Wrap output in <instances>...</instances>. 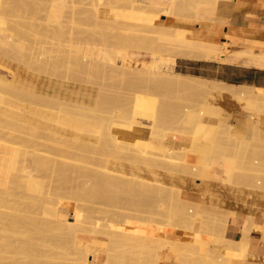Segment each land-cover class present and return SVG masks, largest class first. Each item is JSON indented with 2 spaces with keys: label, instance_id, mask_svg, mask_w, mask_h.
I'll return each instance as SVG.
<instances>
[{
  "label": "rangeland",
  "instance_id": "374dc122",
  "mask_svg": "<svg viewBox=\"0 0 264 264\" xmlns=\"http://www.w3.org/2000/svg\"><path fill=\"white\" fill-rule=\"evenodd\" d=\"M67 1L66 17L57 19L52 16L51 7L49 8L52 0H0V21L3 19L5 23L3 22L2 25L6 24L3 28L1 26L4 35L0 36V44L3 42L6 46H0V79L13 84L12 76L15 74L14 79L17 84L21 81L18 86L21 88L24 86L23 89H25L21 93L0 89V190L6 189L4 195L6 202L2 204L3 206L0 203V214L3 215L0 219L4 217L3 224L0 220V230L6 229L3 232L7 233L10 228L6 221L7 214H12L23 222L17 227L21 236L7 235L6 238H3L5 236L0 238V250L3 251L2 246L6 250L0 251V260L2 255L12 258L3 257L4 261L1 260L3 262L1 264H6V262L13 264V260L15 264H74V261H78L77 258L81 256L76 254L78 252L76 248L82 241L89 242L87 247L93 250V254L102 261V264H145V258L147 261L152 255L151 252L157 249L154 246V249H149L152 248L149 247L152 244L146 247L147 244L138 239L142 237L144 231L141 229L144 230L147 223L153 228L158 225L157 229L167 227L181 238L176 240L175 244L166 246L167 249L164 248L167 261L174 259L176 264H234L239 259L246 261L249 256L239 254L241 251L237 250L240 249L241 239L252 242L253 236L264 235V112L252 113L245 107V102L234 100L228 95L220 97L213 89L214 85L217 87L225 85L231 87L232 85L184 75L190 71L187 68L189 65L184 60L189 58L178 52L173 54L176 61L180 59L174 72L182 73L186 77L188 84L184 87L171 86L161 76H140L125 72L113 74L104 73L101 70H94L90 74H76L72 71V64L69 66L70 62L64 55L65 50L69 47L73 50L87 49L89 46H94L98 50H110L114 47L115 37L126 35L127 24L106 21L105 24L97 27L91 20L81 25L78 21L72 20L69 13L87 8L91 10L100 8L106 11L110 5L128 11L130 2L128 0ZM97 3H100L98 7L95 6ZM202 8L215 7L203 5L198 9L199 15ZM183 14L185 17L178 15L171 18L173 23L161 22L162 24L154 25L147 22L140 27H143L145 33L149 31L151 36H161L177 43L178 39L175 37L177 31L185 29L178 25V20H191L194 13L188 11ZM128 27L130 28V25ZM132 27H134L133 24L130 30L136 29L135 33L142 31L140 27L136 26L135 29ZM142 33L144 34V31ZM141 51H131L130 56L149 60L150 56L143 53L145 51ZM225 55L228 57L225 58ZM231 56H245L252 61L264 62V55L230 53L226 45L210 61H226ZM62 60L65 61L64 65L68 66L69 70L72 69L67 70L69 74L64 71L66 67L62 64ZM6 74L8 76H5ZM233 88L264 92V89L257 88L237 86ZM212 92L216 95L214 96ZM48 97L52 99L49 100ZM65 98L67 102L64 101ZM209 99L213 100V105L210 106H214L212 109L218 115L217 119L220 121L218 124L228 126L229 136L234 141L247 144L246 148L237 153L241 166L230 179L226 178L222 164H220L222 159L219 157L231 151L226 143H219V141L213 150L208 151L212 157L210 169H205L199 174V167L194 166L197 171L192 172L191 167L190 171L184 174V171H181L178 165L176 166L187 159L185 162L189 163L191 157L195 159L200 146L205 149L206 145L215 144L214 138L217 139L216 133L219 131V125L210 114L203 123L204 129L199 131L201 109L205 108L203 102ZM82 101H88L91 104L90 111L94 112V114L90 113L93 116V122L87 127L76 123ZM184 107L189 111L182 122L178 113ZM136 108L141 114L150 117L146 121L151 124V129L156 134L155 137L142 132L144 131L142 125L137 121L133 122ZM160 108H164L165 112L160 114L158 112ZM195 109L198 111L196 112ZM175 110L177 112L173 114ZM63 113H67L64 118H62ZM118 123L126 125V129L119 135L117 128L114 127V124ZM141 135H144V138H141ZM219 137L226 138L227 136L222 131ZM118 139L123 140L120 142ZM140 139L153 140L146 142ZM172 140L178 143L173 145ZM168 142L170 144H167ZM196 152L197 155H195ZM36 158L38 161L35 160ZM146 158L157 159L153 171H151L152 166L144 163ZM255 160L259 164H254ZM20 168L25 173L33 171L32 174L36 175L43 187L42 192H32L24 184L21 185L9 176L10 174L18 175ZM118 171H124L127 174L134 172L144 179L159 180L164 183V186H169L167 189L168 192L170 191L169 196L171 192L176 193V190L171 191V188H178L182 191L181 196L186 201L192 195L188 190L192 189L197 192L194 194V199L198 203L187 201L192 204H183L176 198L173 200H170L172 197L164 198L165 195L162 193L167 192L155 190L156 192L153 193V190L139 186L138 188L122 178ZM199 203H202V206H199ZM74 205L86 211L87 218L82 228L79 227L78 231L75 228V231L71 232L65 224L61 226L62 223L58 222L56 216H54L56 219L53 217L54 222L52 216L55 213L54 209L67 214ZM182 207L189 214H192L191 210L194 214L198 210L197 213L200 215L193 220L189 217H182L178 213ZM49 208L54 210L53 212L50 210L53 214H49V211L47 213ZM35 210L36 212H31ZM31 218H34L32 219L34 223L29 222ZM68 218L74 220V217L69 214ZM39 219H42L41 222ZM215 219L219 222L214 223ZM220 219L224 225L225 221L229 223V225L226 224L228 229L226 226L224 229ZM239 219L242 221L239 229L247 238L231 240L228 232ZM43 220L48 225H45ZM35 221L40 223L41 228L44 226V230L43 228L38 230L39 225L37 222L35 224ZM145 222L146 225H144ZM57 223H60L59 229H57ZM213 223L219 224L213 226ZM24 224H26L25 232L19 229L24 228ZM31 224L37 226L38 231H34L35 227ZM220 224L223 225L222 228L217 227ZM3 225L9 227L4 229ZM48 226L53 229L48 228L44 232ZM83 228L87 230L84 232ZM62 230L63 232H60ZM73 232L75 236L71 234ZM187 234L194 237L189 238ZM25 236L33 239L35 254L32 253L33 250L31 252L25 250L26 254L22 253L24 249L21 246L19 248L21 251L16 249L18 245H24L21 242L26 241ZM9 240L12 245L9 244ZM1 241L6 242L5 245ZM16 242L18 245L14 244ZM149 250L150 253L144 255ZM14 252L17 253L14 254ZM147 255H150L148 259ZM232 259L237 260L231 263ZM149 264L152 263L149 261Z\"/></svg>",
  "mask_w": 264,
  "mask_h": 264
},
{
  "label": "bare ground",
  "instance_id": "6f19581e",
  "mask_svg": "<svg viewBox=\"0 0 264 264\" xmlns=\"http://www.w3.org/2000/svg\"><path fill=\"white\" fill-rule=\"evenodd\" d=\"M128 1L130 2V5L128 6V8H129L128 11H123V10H120V8H118V7H114V6L110 5L109 6L110 8L108 10H106V11H102L100 8H95V9H92V10L89 9V8H87L85 10L82 9L79 12L72 11L71 13H69V14H71L70 18L72 17V20L78 21L81 25L86 24L87 22H89L91 20L95 22V24H96L97 27L100 24H105L106 21L108 23L115 22V23H119V24L122 23V25H124V24L126 25L127 24L126 25V30H125V31H127L126 35L124 33V35H125L124 37H121V36L120 37L119 36L118 37H115V42L113 43V46L114 47L112 49H110V50H101V49L98 50V48H96L94 46H89L87 49L79 48L77 50H73L70 47H69L70 49L69 48L68 49L66 48L67 50H65V54L64 55L67 58V61L70 62V65L69 66H71V64H72V66H73V68L71 67L73 69V70L71 69L72 71H74L76 74L77 73H79V74H81V73H84V74L89 73L90 74L94 70L95 71L101 70V72H104V73H108L109 72V73H113V74L115 72H116V74H118V72L119 73L125 72V73H130V74L133 73L134 75H140V76L141 75H149V76H153V77L161 76V77H163L166 80L167 84H169L171 86L184 87V86H186L188 84L187 80H185L186 77L184 75L180 74V73L174 72V68H175L176 62H177L176 59H175V57H174V55H173L175 52H178L182 56H185L186 58H189L191 60H205V61H210V59H212L214 56H216L217 53L221 49H224L225 48V38L222 37L221 36V33H220L221 32L220 30H221L222 25H216V24H214L212 22L211 23L210 22H206L199 15V13H198V9L201 6H203V5H209V6H213L215 8L218 7L219 0H128ZM67 3H68L67 0H52L51 6H49V8L51 7L50 9H51L52 16H54L57 19H59V18L62 19V17H64V16L66 17L65 14L68 13L67 10H66ZM98 5H100V3H97L95 6L98 7ZM188 11H192L194 14H193L191 20L188 19V18H187L188 20H184V19L183 20H180V19L178 20V25H180L181 27H185V29H181V30H178L177 31V34L175 35V37L178 39V42L177 43H174L171 40H169L167 38H163L161 36H155V35L154 36H151L152 34L149 35V33H148L149 31H147V30H146L147 31L146 33H148V35H146L145 30L142 29L143 27L142 28L140 27V26L145 25L147 22L148 23H151V24H154V25L160 24L161 22L162 23H165V22H171V23H173L174 22L172 20L173 17L178 16V15H181V17H183V16L185 17V15L183 14V12H188ZM78 16L79 17H82V18H79ZM67 17L69 18L68 15H67ZM1 21H0V36H3L4 35V32L1 29V26L3 28V27L6 26V24H4L5 26L2 25L4 21H3V19ZM60 22H61V20H60ZM129 23H132L134 25V27H136V26H137V28L140 27V29H142V31H144V34L142 33V31L141 32H138V33H135L134 31L136 29L134 27H132V29L134 28L135 30H130L132 24H129ZM128 24L130 25V28L129 27L127 28V26H129ZM151 24H148V25H151ZM165 26H167V25H165ZM188 26H190L191 28L190 27L187 28ZM144 28H148V26H144ZM123 29H124V26H123ZM67 31H70V30H67ZM3 45L6 46V44H4L2 42V44H0V46H3ZM80 46H81V44H80ZM141 50L145 51L143 53H146V54H148L150 56V59L149 60H144V59H140V58H133V57L130 56L132 54L131 51H133V52H142ZM1 55H2V52H1ZM64 55H63V59H64ZM66 58H65V60H66ZM62 62H63V60H62ZM64 62L62 63L63 65H64ZM262 65H264V64H262ZM64 66H63V68H64ZM0 67H1V64H0ZM60 67H61V65H60ZM65 67L66 68H64V69H66V70H64V71L67 72L66 74H69L70 72L68 73V71H67V70H69V67L68 66H65ZM71 70H69V71H71ZM62 71H63V69H62ZM14 75L12 76V78L14 80V82H12L13 84L7 83V81L4 82L3 80L0 79V89L10 90V91H14V92H17V93L24 92L25 91V89H23L24 86L22 88L18 86L19 82H21V81H19L18 84H17L16 80L14 79V78H16V76H14ZM5 76H8V75L6 74ZM81 83H82V81H81ZM22 84H21V86H22ZM93 84H95V83H93ZM209 86H213V85H209ZM216 88H218V89H216ZM71 89H72V87H71ZM101 89H102V87H101ZM213 89H214L215 92H217V94L220 97H222L224 95H228V96H231L232 98H234V100L236 99L237 101H240V102L242 101L243 103L245 102V104H246L245 107L249 111H252V113H254V112L255 113H257V112L258 113L264 112V92H262V91H254L252 89L251 90H239V89L233 88V86L228 87L226 85L223 86V87H217L216 85H214L213 86ZM213 92H212V94H213ZM72 93H73V91H72ZM67 94H69V93H67ZM69 95H72V94H69ZM77 95H78V93H77ZM63 96H66V95H63ZM228 96H226V97H228ZM60 97H61V95H60ZM48 98H49V100L52 99L51 97H48ZM212 99H209L208 101L206 100V102H203L205 108L201 109V113L202 114H201V117L199 119V122H200L199 131H202L204 129V124L203 123L205 122L208 114L211 115L212 119L217 124L218 123L220 124L219 119H217V116L218 115H216L215 112H214V110L212 109V107H214V106H212V107L210 106V105H213V103H212L213 100ZM81 100H82V98H81ZM64 101H66V98H65ZM97 102H99V101H97ZM73 103H75V102L73 101ZM79 104H80V100H79ZM65 105H67V104H65ZM76 105L78 106V104H76ZM90 105L91 104L88 103V101L87 102L86 101H82L81 102V105L79 106L80 111L78 110L79 111L78 112L79 115L77 114L78 117H77V122L76 123H79L83 127L84 126L87 127L90 124H92V122H93V116L90 113H93L94 114V112L90 111V107H91ZM242 108H240V109H242ZM91 109L93 110V108H91ZM7 111H10V109H7ZM188 111H189V109H187L186 107H184L182 110H179L178 115L180 114V120L182 122L184 121L185 117L187 116ZM195 111L197 112L198 109H195ZM158 112L160 114H162V113L165 112V109L164 108H160V109H158ZM176 112L177 111L175 110V112H173V114H175ZM67 113H63L62 114L63 115L62 118H64L65 116H67L66 115ZM71 115H73V114H71ZM149 118L150 117H148L147 115L141 114L138 111L137 108L134 110L133 122H136L137 121L138 123H140L142 125V127L144 128V131L142 130V132H147V134L149 136L155 137L156 134L151 129V124L146 121ZM42 119H45V118L42 117ZM70 119H71V117H70ZM114 127L117 128V134L118 135L123 130L126 129V125L123 124V123H118L117 125L114 124ZM184 129H186V128H184ZM220 129H222L223 133L227 136L226 138L219 137V135H222V131ZM216 136H217V139L214 138V141H215V144L214 145L208 144V145H206L205 149H202L201 146H200V149L198 151V156L196 157L197 159L195 158L196 159L195 160V159H192V157H191V160H195V161L192 162L189 159L190 162L188 163V162H185V161L188 160L187 159L184 162H181V163L176 164V166L178 165L177 167L180 168L181 171H184V174H185V172L187 174L190 171L191 167L193 169L192 172L197 171V168L195 169L194 166L199 167V174L203 170H205V169L206 170L210 169L211 162H212V157H211V155H209L210 153L208 154V151L213 150L216 147L215 145L219 141V143L220 142L226 143L227 144L226 145L227 148H229V150L231 151L230 153L221 154L220 155L221 157H219V158L222 159V161L220 162V164H222V170H223L224 174L226 175V178L227 177H229L228 179L232 178V176L234 175V173H237L236 170L239 168V166H241L240 165L241 163L238 162L239 159H238L237 153H238L239 150L242 151L243 148H246V145L247 144H246V142H237V140L234 141L233 138H231L229 136V128H228V126H225V124L219 125V131H217ZM141 138H144V135H141ZM118 140L121 142L123 139H118ZM140 140L148 142V141H152L153 139H140ZM232 141L234 143H232ZM211 154H212V151H211ZM195 155H197V152H196ZM37 159L38 158H36L35 160H37ZM46 159H49L50 160V158H46ZM146 159L147 160L144 159L145 160L144 163H146L148 166H152L151 167L152 168L151 171H153V167H154V164L157 162V159H154V158H151V159L146 158ZM153 159H154V161H153ZM149 160H152V161L150 162ZM169 160H171V159H169ZM191 162H192V165H190ZM254 164L257 165V164H259V162H257L255 160ZM132 171H134V170L132 169ZM18 172H19L18 175H14V174L11 175L10 174L9 176L12 177V178H14V179H16V181L18 183H20L21 185L24 184L26 186V188L29 189V190H31L32 192H39V193L42 192L43 187L40 185L41 183L38 182V180L36 178V175L34 174L35 175L34 176L32 174L33 171L32 172L30 171L29 173H25L20 168L18 170ZM118 173L120 174V176H122V178H124L128 183H131L133 186H137V187L139 186V187H144L145 189L147 188L149 190H153V193L156 192L155 190L161 191V192L162 191L163 192H167V193H162V194L165 195L164 198L165 197H169V198L172 197L170 200H173V198H176L179 202H181L183 204H188L189 203V202H187L186 200H184L182 198V196H181L182 191L180 189H178V188H171L172 189L171 191H173V189H174V191L176 190V193L174 194L173 192H171L172 194H171V196H169V194H170L169 192L170 191L168 192V190H167L169 186L168 187L164 186V183H161V181H159V180H154V178L152 180H149L150 178L149 179H144V178H142V176H139L138 174H136L134 172L131 173V174H127L124 171H118ZM150 174H152V172ZM152 176H154V174ZM229 181H231V180H229ZM28 192H30V191H28ZM5 193H6V189H1L0 190V203H1V205L6 202L5 201L6 199L4 197ZM159 195H160V193H159ZM157 196H158V194H157ZM48 198H50V197H48ZM157 198H159V197H157ZM161 198H162V196H161ZM169 198H168V200H169ZM55 200H56V198H55ZM65 201H67V200H65ZM156 201H158V200H156ZM163 201H164V199H163ZM48 202H50V201H48ZM164 203H163V205H164ZM171 203H172V201H171ZM166 204H168L167 201H166ZM191 204L192 203H189L188 205H191ZM193 205L197 207L196 204L193 203ZM200 205L202 206V203H199V206ZM183 207H182V210L181 211H178V213L182 217H189L191 220H193L194 218H197L198 215H200V213L199 214L197 213L198 210L195 211L196 214H194L193 210H191V211L189 210L190 213H192V214H189L187 212V210L185 209L186 206H185L184 209H183ZM54 208H56V206ZM71 209L72 210H70L69 212H67V214H64V212H58L56 209H54L55 211L54 210L53 211L55 213L53 214V213H51L53 211L51 210V208H49V210H47V213L49 211V214H53L52 219H53L54 216H56L58 218V222H61L62 223L61 226H63V224H65V226H67V228L70 229L71 232H72V231H75V228L77 230L79 227L83 226V224L85 222L84 220H85V218H87V215L85 214L86 211H84V210H82L80 208H77L76 205L72 206ZM50 210H51V212H50ZM160 210H162L161 207H160ZM31 212H36V210L35 211H31ZM47 213H46V215H47ZM68 214L69 215H72L74 217V220H70L68 218ZM7 215L8 216L6 217L7 218L6 221H8L7 224H9L10 228H9V230H7V233H5L3 231H5L6 230L5 228H8L9 226L3 225V227H4L5 230H3V228H2V230H0V231H2L5 234H3L2 232H0V238H2L3 236H5L3 238H6L7 235H13L15 237L21 236L19 234L20 232L17 230L18 229L17 227H19V225L22 224L23 222L20 219H16V217L14 215H12V214L11 215L7 214ZM43 215H44V213H43ZM0 216H3V215L0 214ZM29 217H31V216H29ZM29 217H28V219H29ZM56 217H54V218L56 219ZM215 217H217V216H215ZM228 217L229 216H227V218ZM3 218L0 219L1 220V223L4 221ZM36 218H37V216H36ZM45 218H47V217H45ZM50 218H51V215H50ZM32 219L34 220V218H31V221H29V222H32ZM218 219H217V221H218ZM41 220L39 222H41ZM187 220H188V218H187ZM187 220H185V221H187ZM24 221H26V220H24ZM45 221L48 222V220H46V219H45ZM53 221H54V219H53ZM217 221L215 219L214 223L217 222ZM220 221H221V219H220ZM26 222H24V223H26ZM29 222H28V224H29ZM36 222L37 221H35V224H36ZM43 222H44V220H43ZM228 222H230L229 219H228ZM32 223H34V222H32ZM50 223H52V222H50ZM200 223H202V222H200ZM214 223H213V226L214 225L216 226V224L217 225L219 224V223H216V224H214ZM222 223L224 225V222H222ZM37 224H38V222H37ZM44 224H45V222H44ZM59 224H58V228L57 229H59ZM147 224L148 225H146V222H145L144 225H146V227L143 226L144 227V230L141 229V231H144V232H142V237L140 236L141 238L138 237V239H141V241L143 243L147 244L146 247H148V244H150V245L152 244V246H149V247H152V248H149L151 250L154 249V247L157 248L156 250L154 249V251H153L154 253L151 252L152 255H151L150 258L148 257L150 255H147V259L149 258L150 260L149 259L148 260L152 264H162L163 258L166 257V250L165 249H167V248H165V247L166 246H171L173 243L175 244V241L176 240H179L181 238L178 237L176 234H174V231L173 230H170L167 227L162 228V229H157L156 226H158V225L155 226L156 228L155 227L153 228L152 226L149 225V223H147ZM226 224L229 225V223H227L225 221L224 229H225V226L228 229V225H226ZM38 225H39L38 227L36 226L38 228V230L39 229L42 230V228L44 230V226L41 228L40 227V223ZM45 225H48V224L46 223ZM54 225L56 226L55 223H54ZM25 226H26V224H24V228H21L20 227L19 229H23V231H24L25 230ZM32 226H34V225H32ZM49 226L47 228H45V231L44 232H46V229H48V228L53 229V228H51ZM222 226L220 224V226H217V227H221L222 228ZM36 227L34 228V231L37 230ZM203 227H205V226H203ZM85 228H87V226H85ZM133 228H131V229H133ZM209 228L212 229L211 227H209ZM136 229H135V231H136ZM55 230H53V231H55ZM82 230H84V228ZM85 230H87V229H85ZM85 230H84V232H85ZM56 231H59V230H56ZM65 231H67V230H65ZM79 231H81V230H79ZM225 231H224V233H225ZM60 232H63V230L60 231ZM71 234H74V232L71 233ZM102 234H104V232H102ZM75 235L76 234H74V236ZM111 235H113V234H111ZM242 235H243V233H242ZM13 236H11V237H13ZM217 236L218 235L216 234V237ZM220 236L223 237L224 235H220ZM188 237L190 238L191 235L190 236L188 235ZM192 237H194V236H192ZM255 237H261V239L263 238L262 240H264V235H262V234L261 235H255V236H253V238H255ZM242 238H247V236L244 234ZM20 239H21V237H20ZM74 239L72 240L73 242L75 241ZM4 240H6V239H4ZM7 240H8V238H7ZM21 240H23V238ZM32 240L33 239H31V238L29 239L28 237H26V241L21 242L24 245H18L17 242H16L17 244L16 243H14V244L15 245H18V247L16 249H19L20 246H21L22 249H24V250H22V251L20 249L19 250L22 253L26 254L24 252L25 250L26 251H29L30 250V252H31V250H33V248H34V246L32 244L33 243ZM186 241H188V240L186 239ZM241 241L242 242L239 244L240 245V249L239 248L237 249L238 251L240 250L241 252L240 253L238 252V253L239 254L242 253V255H244V256L247 257L248 256V251H249V249L251 247L252 242L251 241H248V240H245V239L244 240L241 239ZM9 242L8 243L11 244V241L10 240H9ZM1 243L3 245H5L4 243H6V242L1 241ZM88 244H89L88 241H82L81 244H80V246L76 248V250L78 251V252H76V254L79 255V256L81 255V256H80V258L79 257L78 258L76 257L78 259V261L75 260L76 262L74 261V264H102V261L93 254V250L92 249L90 250V248L87 247ZM233 244H234V242H233ZM235 245H236V243H235ZM239 245H237V246H239ZM237 246H235V247L237 248ZM2 247H3V251H6V250H4L5 247L4 246H2ZM143 247H145V246H143ZM7 248H8V246H7ZM113 249L115 250L114 247H113ZM169 249L171 250L172 248H169ZM0 251H2V249ZM116 251H117V249H116ZM21 252H19V253L21 254ZM10 253H11V251H10ZM16 253L14 252V254H16ZM32 253L35 254V251L32 252ZM149 253H150V250L148 251V253H145L144 255L149 254ZM4 254H6V253H4ZM27 255H29V254H27ZM2 256L5 257V255H2ZM12 256H13V254H12ZM0 257H1V254H0ZM3 257L1 259L2 261H4L3 260ZM14 257H15V255H14ZM28 257H25V258L27 259ZM186 257H188V256H186ZM5 258H10V257H5ZM144 258H145V256H144ZM10 259H12V258H10ZM1 260H0V264L2 262ZM17 260H18V257H17ZM148 260L146 261V258H145V261H144L145 264H146V262H148L147 264H149V261ZM34 262H35V260H34ZM192 263H194V262H192ZM6 264H8V263L6 262ZM13 264H15L14 263V260H13ZM184 264H186V263H184Z\"/></svg>",
  "mask_w": 264,
  "mask_h": 264
},
{
  "label": "crops",
  "instance_id": "0c3cea01",
  "mask_svg": "<svg viewBox=\"0 0 264 264\" xmlns=\"http://www.w3.org/2000/svg\"><path fill=\"white\" fill-rule=\"evenodd\" d=\"M200 16L206 22L222 25L220 33L225 38V45L230 53L264 55V0H219L216 8H202ZM226 57L228 55H225ZM184 60L190 69L184 75L242 88L264 89V62L252 61L245 56H231L226 61ZM179 61L180 59H177L176 66ZM172 143L176 145L178 141L172 140ZM188 191L192 195L187 201L198 203L194 199L197 192L192 189ZM241 222L239 219L236 225L230 228L228 233L231 240L242 238L239 229ZM262 241L261 237H255L248 251L249 258L246 261L239 259L234 264H264ZM167 259V256L164 257L162 264H176L174 259ZM234 260L237 259H232L231 263Z\"/></svg>",
  "mask_w": 264,
  "mask_h": 264
}]
</instances>
